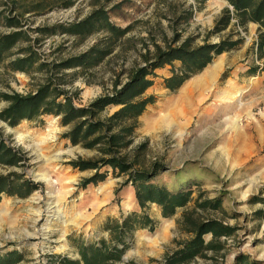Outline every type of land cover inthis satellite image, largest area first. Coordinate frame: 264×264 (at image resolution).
<instances>
[{
    "label": "rangeland",
    "instance_id": "1",
    "mask_svg": "<svg viewBox=\"0 0 264 264\" xmlns=\"http://www.w3.org/2000/svg\"><path fill=\"white\" fill-rule=\"evenodd\" d=\"M36 2H42L40 9L28 12ZM64 2L71 5L65 6ZM227 8L232 12L226 0L205 3L200 0H19L15 9L11 0H0V35L12 30L4 17H18L39 57L30 73L12 71L8 67L9 59L1 63L0 94L26 95L35 91L48 74L45 67H40L41 62H61L84 53L98 42L107 46L103 31L81 41L80 37L60 30L41 32L37 28L79 22L102 9L113 24L127 29L113 52L96 66L69 68L59 73L61 87L78 107L111 95L115 86L120 88L129 79L132 69L146 64L145 54L154 60L158 46L166 49L187 38L195 46L227 38L240 39L236 47L215 56L175 90L166 87L165 79L173 69L180 70L182 63L175 61L155 70L154 84L144 95H152L156 101L139 117L131 147L146 143L139 162L149 166L157 161L169 168L156 177V182L171 189L189 187L193 193L190 201L169 217L162 215L159 205L149 203L144 212L152 218L153 229L142 228L133 233L120 264H166L168 256L194 237L188 231L194 219L220 220L232 228V233L218 238L205 233V242L213 241L218 249L197 255L189 264H234L242 254L264 264V71L259 69L254 75L249 71L254 66L261 68L263 62L256 54L259 25L254 22L241 25L233 14L230 25L216 32L217 21ZM29 43H19L13 49L14 55ZM219 57L224 59L222 67L211 82L214 84L208 85L214 89L185 111L177 104L184 97L183 89L192 91ZM241 87L245 88L239 97L242 104L229 108L223 92L238 91ZM7 105V101L0 100V111ZM117 109L118 106H109L104 115ZM167 115L166 119L174 118L172 123L177 122V126L172 124L168 128L164 121ZM231 118L240 120L237 128L232 126ZM0 129L2 137L26 158L21 167L0 165V175L15 172L37 186L25 198L2 194L0 256L18 250L24 255L21 264H44L51 255L75 259L79 257L77 240L92 242L108 238L103 229L108 218L141 212L134 188L125 184L127 177L116 175L110 167L101 169L107 172L103 181L82 185L95 171H81L70 162L79 157H97L98 152L72 145L64 138L70 126H63L60 117L44 115L35 121L25 119L14 127L0 119ZM40 153L53 160L45 163L39 159ZM46 172L55 193L65 195L66 200L60 203L64 214L87 215L80 227L69 226L64 236L56 229L47 238L39 232L49 218L46 213L51 195L49 184L39 178L40 173ZM212 199H219L218 207L206 203ZM32 209H40L43 214L36 217ZM27 230L35 236L24 234Z\"/></svg>",
    "mask_w": 264,
    "mask_h": 264
},
{
    "label": "trees",
    "instance_id": "2",
    "mask_svg": "<svg viewBox=\"0 0 264 264\" xmlns=\"http://www.w3.org/2000/svg\"><path fill=\"white\" fill-rule=\"evenodd\" d=\"M14 8L19 6V0H11ZM207 0H200L205 3ZM233 8H227L217 21L215 31L220 32L227 28L235 14L241 25L254 22L259 25V36L256 42V54L262 60L261 68L254 66L250 73L257 70L264 71V0H226ZM65 6L71 2H64ZM42 2H36L27 11L39 10ZM6 23L12 27L8 33L0 35V64L9 59L8 67L12 71L30 73L39 61L34 50L29 33L23 29L21 20L16 16L6 15ZM59 28V29H58ZM70 36L80 37L83 41L87 37L103 31L106 40L105 46L101 42L92 46L84 53L72 56L61 62H41L40 67H45L47 78L38 88L29 94L3 93L0 100H5L8 105L0 111V119L10 126L18 125L22 120L35 121L44 115L60 117L63 126H70V130L63 134L72 145H81L84 148L94 149L98 156L94 158H81L72 160L70 164L81 171L94 170V174L83 180L82 185L96 184L103 181L107 172H101L103 167H110L116 175H125V184L134 188L135 200L141 212L131 211L120 218H108L103 229L108 233V238L86 242L77 240L76 247L78 258L71 259L61 255L48 256L44 264H120L125 252L130 247V238L133 233L142 228L153 229L152 218L144 212L149 203H155L162 209L164 217L172 216L176 209L185 206L191 199L193 191L188 187L171 189L156 182V177L169 168L160 163L153 162L144 166L139 162V157L146 149V143H141L134 148L135 130L139 117L147 106L155 103V97L145 96V92L154 84L155 70L165 65H173L180 61V70H172L165 79V85L171 90L180 87L193 74L203 70L215 56L231 50L238 45L240 39H222L216 43H203L195 46L190 38L176 46L168 45L166 49L158 46L154 60L145 54L146 64L130 71L129 79L120 88L115 86L111 95H103L87 106L78 107L69 92L61 87L62 75L59 73L75 67L85 69L96 66L107 55L113 52L117 41L126 34L127 29L117 27L107 17L102 9H97L85 19L66 25L49 28H37V31H59ZM23 42H30L22 48L17 55L13 49ZM117 83V82H116ZM109 106H118L110 115H104ZM26 158L19 149L10 145L3 137L0 129V165L8 167L23 166ZM37 186L21 174L9 172L0 175V201L2 194L17 195L21 198L28 197ZM213 207H218L219 199L206 201ZM192 228L188 231L194 237L166 259V264H189L197 255H204L207 250H217L213 241L205 242L203 235L211 233L214 238L230 235L232 228L217 219L200 221L191 220ZM215 240V239H214ZM24 255L13 250L0 256V264H21ZM234 264H259L248 255H238Z\"/></svg>",
    "mask_w": 264,
    "mask_h": 264
},
{
    "label": "bare ground",
    "instance_id": "3",
    "mask_svg": "<svg viewBox=\"0 0 264 264\" xmlns=\"http://www.w3.org/2000/svg\"><path fill=\"white\" fill-rule=\"evenodd\" d=\"M223 61H224V59L222 57H219L218 59L214 60V62L211 64L210 68L207 71L205 70L206 72L203 73L202 76L199 78V80L197 81L196 86L192 89V91L184 92V89H183L182 92H183L184 97H181V99H179V101H178L179 103H177V104L181 105V107H183L184 110L187 111L188 108L193 107L195 102H201L204 99L205 95L207 94L206 92H210L211 89L213 88L212 85L214 83L212 84L211 82L213 81L215 75L219 72L218 70L221 69ZM209 84H212V85L208 86ZM244 90H245V88L241 87V89L238 90V91L236 90V91L233 92V91L225 90L223 92L222 96L225 99H227L226 103L229 105V108L233 109L236 104L240 103L239 97L242 95ZM212 92H213V90H212ZM240 104H242V103H240ZM181 107H179V109H182ZM166 117H169V116L168 115L165 116V119H164L165 124L168 126L169 129L173 126L172 124L177 126V122L176 123H172V122H174V118L170 117V119L169 118L166 119ZM231 119H230V122L233 123L232 126L237 128L240 120L239 119H235V118L234 119L231 118ZM168 121H169V124H168ZM39 156H40L39 159L43 160L45 163L50 161V160L51 161L53 160L51 157L47 158V157L44 156V154H41V153L39 154ZM56 157H57V155H56ZM39 178H41L42 180L46 181L47 184H49V192L51 194L49 196V203H48L47 209H46V213H47L49 218L46 219L45 224L39 230L41 236H44L45 238H47L50 234H52V233L54 234V230L55 229L60 231V232H62V235L64 236L69 226H73L75 228L76 227H80L87 215L85 214V216H83V215L74 216V215H71L69 213L64 214V212L62 210V207L60 206V203L62 204L66 200L65 199V195H61V194L59 195V194L55 193V189H54L53 185H51L50 175H49L48 172L40 173L39 174ZM53 182L55 183L56 181L53 180ZM67 182H70V180L67 181ZM67 190L69 191V189H67ZM2 209L3 208L0 207V211ZM32 210H33V212H35L36 215H34V216H36V217H40L43 214V211L40 210V209H32ZM89 214H90V212H89ZM87 220L88 219H86V221ZM36 222H37V220H36ZM55 225L58 226V227L55 228L54 227ZM25 232L26 233H24V234H27V236H31V235L34 234L31 231H29V230H27ZM22 234H23V232H22ZM33 236H35V235H33ZM61 240H64V239L62 238Z\"/></svg>",
    "mask_w": 264,
    "mask_h": 264
}]
</instances>
